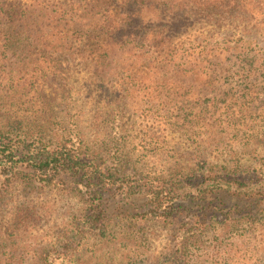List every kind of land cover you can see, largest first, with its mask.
I'll return each instance as SVG.
<instances>
[{
    "label": "rangeland",
    "instance_id": "rangeland-1",
    "mask_svg": "<svg viewBox=\"0 0 264 264\" xmlns=\"http://www.w3.org/2000/svg\"><path fill=\"white\" fill-rule=\"evenodd\" d=\"M158 2L0 0V120L105 158L118 147L145 180L186 168L194 190L229 174L240 194L166 222L138 213L141 192L127 204L119 192L103 230L79 224V178L16 185L0 199V264H264V0ZM179 224L195 230L187 261Z\"/></svg>",
    "mask_w": 264,
    "mask_h": 264
},
{
    "label": "trees",
    "instance_id": "trees-1",
    "mask_svg": "<svg viewBox=\"0 0 264 264\" xmlns=\"http://www.w3.org/2000/svg\"><path fill=\"white\" fill-rule=\"evenodd\" d=\"M123 1L130 8L138 5L142 9L162 6L158 0H122V3ZM163 1L164 4L169 1H178L179 5L187 6L186 0ZM213 11L217 13L218 9L213 8ZM3 14L5 18L13 17L11 12ZM127 17L133 19L130 16ZM111 40H114L113 37L100 38L105 54L110 53ZM126 41L130 42L131 39ZM40 132L41 130L38 131ZM32 133L28 129L16 128L12 119L0 120V199H6L7 194L11 195L9 192L10 190L13 192L16 185L45 187L56 178L61 182H68L67 178H79L85 193L84 206L81 208L82 219L79 224L84 223L91 229L100 227L103 230L106 229L112 217L109 214L121 213L118 212L120 208H115L113 200L119 192L123 194L121 198L123 204L129 202L128 195L141 192L138 195L143 194L147 199L146 203L138 208L141 210L138 213L166 222L175 221L187 213L193 215L192 217L196 214L200 219L204 209L213 210L218 206L217 200L229 194H240L239 191L233 190L234 178L229 174L217 173L213 180L204 181L196 186L191 185L190 187L195 189L188 190L185 181L190 178L195 179L197 175L187 176L186 168L173 172L168 179L150 175L145 180L134 171V168L127 167L126 163L130 161V156L126 151L121 152L118 147L115 152L110 153L108 158H105L104 152L97 146H90L88 142L79 145L78 140L63 137L55 143H45L41 140L40 134ZM179 183L181 184L178 185ZM127 184L134 185L132 190H128ZM124 190L127 191L124 192ZM109 192L114 193L111 196L112 199L109 198L110 201L105 197ZM243 198L248 200L247 208L261 205L255 192H247ZM199 203L203 205L201 210L193 211L194 206ZM223 204L224 201L221 205ZM239 206V204L233 205L230 209H236ZM260 210L263 209H253L251 212L258 216ZM176 229L181 239L176 244L175 253L179 259L187 261L188 247L190 243L196 241L195 230L193 226L187 227L185 224L183 226L179 224Z\"/></svg>",
    "mask_w": 264,
    "mask_h": 264
}]
</instances>
